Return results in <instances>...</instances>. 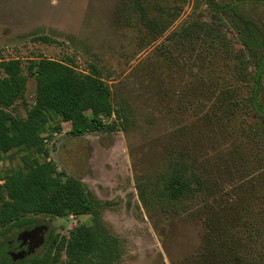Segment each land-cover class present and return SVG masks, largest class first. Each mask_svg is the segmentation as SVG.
Listing matches in <instances>:
<instances>
[{"label":"rangeland","instance_id":"obj_1","mask_svg":"<svg viewBox=\"0 0 264 264\" xmlns=\"http://www.w3.org/2000/svg\"><path fill=\"white\" fill-rule=\"evenodd\" d=\"M214 2L238 17L212 12L207 0H0V60H20L26 77L9 112L26 119L35 103L26 66L39 58L95 72L114 108L101 116L110 132L72 136L68 122L49 120L46 154H0V184L34 160L79 181L118 241L114 264H264V117L250 103L264 0ZM248 27L262 49L241 41ZM258 98L264 109V62ZM166 174L189 191L160 198ZM30 218L33 239L17 259L40 256L49 235L91 224L90 215ZM58 263L67 264L63 251Z\"/></svg>","mask_w":264,"mask_h":264},{"label":"trees","instance_id":"obj_2","mask_svg":"<svg viewBox=\"0 0 264 264\" xmlns=\"http://www.w3.org/2000/svg\"><path fill=\"white\" fill-rule=\"evenodd\" d=\"M212 12H231L238 17L232 5L219 6L207 0ZM239 27V25L236 24ZM248 27V33L240 30L241 41L247 47L261 48L260 40ZM38 40L50 41L38 36ZM264 54L259 58L251 88L250 103L254 111L264 117V109L258 105L260 78ZM27 74L36 82L35 103L28 110L26 119H20L8 111L17 100L23 99L26 77L18 59L0 60V154L12 149H35L42 154L45 124L54 118L70 124L69 133L81 136L89 132L112 131L101 116L109 118L113 113L108 87L97 74H81L62 61L39 58L30 60ZM89 112V115L87 114ZM57 130L59 127L57 126ZM160 198L175 200L189 191V183L176 174H166ZM0 184V264H55L59 253L64 252L67 264H114L120 257L118 241L104 226L100 218L102 204L76 179L60 178L50 162L34 160L26 172L12 171ZM90 215L91 224L77 226L69 235L48 236L52 239L40 256L24 260L8 253V241L18 231L33 224L30 215ZM22 256H20L21 258ZM61 264V263H58Z\"/></svg>","mask_w":264,"mask_h":264},{"label":"flooded vegetation","instance_id":"obj_3","mask_svg":"<svg viewBox=\"0 0 264 264\" xmlns=\"http://www.w3.org/2000/svg\"><path fill=\"white\" fill-rule=\"evenodd\" d=\"M34 227L35 226L33 224L25 227L24 229L17 232V234L14 236V239L8 241V253H10L13 258L16 257V255H14L15 251H18L16 254L19 256L24 253L27 241L33 239L32 235H28V232Z\"/></svg>","mask_w":264,"mask_h":264},{"label":"water","instance_id":"obj_4","mask_svg":"<svg viewBox=\"0 0 264 264\" xmlns=\"http://www.w3.org/2000/svg\"><path fill=\"white\" fill-rule=\"evenodd\" d=\"M25 237V236H24Z\"/></svg>","mask_w":264,"mask_h":264}]
</instances>
